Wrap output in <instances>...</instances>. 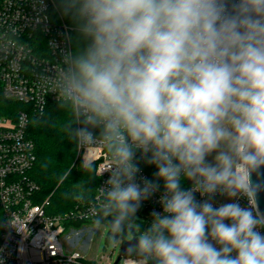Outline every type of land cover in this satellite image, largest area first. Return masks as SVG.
<instances>
[{
    "label": "clouds",
    "instance_id": "clouds-1",
    "mask_svg": "<svg viewBox=\"0 0 264 264\" xmlns=\"http://www.w3.org/2000/svg\"><path fill=\"white\" fill-rule=\"evenodd\" d=\"M56 7L76 34L53 77L66 131L107 153L93 231L132 264H264V0Z\"/></svg>",
    "mask_w": 264,
    "mask_h": 264
},
{
    "label": "built area",
    "instance_id": "built-area-1",
    "mask_svg": "<svg viewBox=\"0 0 264 264\" xmlns=\"http://www.w3.org/2000/svg\"><path fill=\"white\" fill-rule=\"evenodd\" d=\"M43 4L41 8L39 0H0V90L7 101L27 105L38 114L60 103L53 77L62 51L73 47L68 37L74 32L53 18L54 0H43ZM28 127L27 112L16 118L0 115V264H91L84 252L75 250L87 228L71 227L73 239L67 237L71 248L64 246L62 238L70 226L93 225L90 208L100 199L99 189L107 179L106 173L101 175L106 150L78 146L84 165L95 162L98 187L91 200L78 198L70 212L52 214L50 198L37 202L40 188L31 178L37 147ZM141 168L149 178L155 171L143 164ZM156 199L144 202L138 215L147 219L152 210L159 211ZM221 202L226 201L217 198ZM241 203L246 205V201ZM134 259L122 256L119 264H132Z\"/></svg>",
    "mask_w": 264,
    "mask_h": 264
},
{
    "label": "trees",
    "instance_id": "trees-1",
    "mask_svg": "<svg viewBox=\"0 0 264 264\" xmlns=\"http://www.w3.org/2000/svg\"><path fill=\"white\" fill-rule=\"evenodd\" d=\"M55 7L52 16L73 27L72 22ZM75 32L72 44L75 46ZM20 112L29 117L28 134L37 147V163L31 178L39 186L38 201L50 198V213L63 215L70 212L78 198L91 200L99 181L95 170H89L78 157V145L69 138L66 127L72 122L70 108L61 103L48 105L43 114L27 105L7 101L0 90V115L16 118ZM76 225V224H74Z\"/></svg>",
    "mask_w": 264,
    "mask_h": 264
},
{
    "label": "rangeland",
    "instance_id": "rangeland-1",
    "mask_svg": "<svg viewBox=\"0 0 264 264\" xmlns=\"http://www.w3.org/2000/svg\"><path fill=\"white\" fill-rule=\"evenodd\" d=\"M78 157L81 160L82 164L84 161L82 160L81 156ZM142 218V217H141ZM143 223V221H141ZM71 227L76 228H87L84 232V237L75 245V250L83 252L85 251V255L87 257V262H92L91 264H98V263H108L114 264L120 255V248H112L108 244V233L105 229H100L99 231H91L92 234L89 233V227L93 230V225L89 226L88 224H79L76 227L70 226L69 231L66 235L63 236L62 242L64 246L68 249L71 248L69 246V241L67 237L70 236V239H73Z\"/></svg>",
    "mask_w": 264,
    "mask_h": 264
},
{
    "label": "water",
    "instance_id": "water-1",
    "mask_svg": "<svg viewBox=\"0 0 264 264\" xmlns=\"http://www.w3.org/2000/svg\"><path fill=\"white\" fill-rule=\"evenodd\" d=\"M258 203H259V206L261 208V210H264V192H260L259 193V196H258ZM123 250H121L122 252ZM124 256L120 253V256L118 257V259L116 260L115 264H119V262L121 261V257ZM124 257H127V256H124ZM130 258V257H128Z\"/></svg>",
    "mask_w": 264,
    "mask_h": 264
},
{
    "label": "crops",
    "instance_id": "crops-1",
    "mask_svg": "<svg viewBox=\"0 0 264 264\" xmlns=\"http://www.w3.org/2000/svg\"><path fill=\"white\" fill-rule=\"evenodd\" d=\"M85 250V249H84ZM83 250V252L85 253V251Z\"/></svg>",
    "mask_w": 264,
    "mask_h": 264
}]
</instances>
